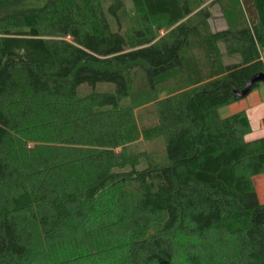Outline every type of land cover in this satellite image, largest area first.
<instances>
[{
    "label": "trees",
    "instance_id": "trees-1",
    "mask_svg": "<svg viewBox=\"0 0 264 264\" xmlns=\"http://www.w3.org/2000/svg\"><path fill=\"white\" fill-rule=\"evenodd\" d=\"M194 1L0 0V264H264V0Z\"/></svg>",
    "mask_w": 264,
    "mask_h": 264
},
{
    "label": "crops",
    "instance_id": "crops-1",
    "mask_svg": "<svg viewBox=\"0 0 264 264\" xmlns=\"http://www.w3.org/2000/svg\"><path fill=\"white\" fill-rule=\"evenodd\" d=\"M129 11L133 10L131 0H125ZM198 3V0L194 1V4ZM207 9L210 14L208 24L211 32H219L228 29V24L223 17L221 6L216 0H204V3L197 7L194 14L201 9ZM166 31H161V36H164ZM245 113L247 116L251 132L245 137L247 142H252L261 138H264V84L258 89L252 91L248 96L242 100L225 106L219 110L221 118H228L233 115ZM254 185L258 200L261 204H264V174L254 177Z\"/></svg>",
    "mask_w": 264,
    "mask_h": 264
},
{
    "label": "rangeland",
    "instance_id": "rangeland-1",
    "mask_svg": "<svg viewBox=\"0 0 264 264\" xmlns=\"http://www.w3.org/2000/svg\"><path fill=\"white\" fill-rule=\"evenodd\" d=\"M210 2V0H209ZM223 2H225L224 4L228 7L233 6L236 2H238V5L241 7V9L243 10L244 13H246V16H248L249 19L251 20H255L256 19V12L254 10V6L252 4V0H224ZM161 34V32H160ZM146 110H148V112L146 113L147 118L152 119V115H153V108L149 107ZM146 149H148L149 151H152L154 153H158L159 155L162 153L163 151V144L160 141H156L154 143H150L147 144Z\"/></svg>",
    "mask_w": 264,
    "mask_h": 264
},
{
    "label": "water",
    "instance_id": "water-1",
    "mask_svg": "<svg viewBox=\"0 0 264 264\" xmlns=\"http://www.w3.org/2000/svg\"><path fill=\"white\" fill-rule=\"evenodd\" d=\"M261 82H264V74H257L255 76H253L249 81L248 83L245 85V87L243 88V90L241 92L238 93V95L240 97H245L247 96L250 91H251V88L254 84L256 83H261Z\"/></svg>",
    "mask_w": 264,
    "mask_h": 264
}]
</instances>
